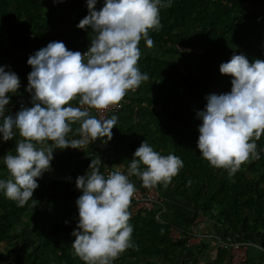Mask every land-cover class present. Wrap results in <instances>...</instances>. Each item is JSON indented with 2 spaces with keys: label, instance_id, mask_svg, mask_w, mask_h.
I'll use <instances>...</instances> for the list:
<instances>
[{
  "label": "trees",
  "instance_id": "16d2710c",
  "mask_svg": "<svg viewBox=\"0 0 264 264\" xmlns=\"http://www.w3.org/2000/svg\"><path fill=\"white\" fill-rule=\"evenodd\" d=\"M245 1L250 4L249 11L244 8ZM102 5L103 0H97L95 7L99 10ZM87 14L86 0H43L42 4L39 0H0V23L8 25L0 43V66L17 74L20 81L17 92L7 94L16 111L5 109L6 115L14 116L22 107L32 106L31 93L26 90L32 70L27 64L30 55L52 41H62L72 51H87L93 33L77 27ZM160 22L159 31H149L154 48L178 58L165 59L150 53L140 57L138 67L148 74L149 80L128 93L129 102L118 112L125 110L111 130L112 139L107 141L114 153L88 156L84 153H88L90 144L78 152L70 147L77 160L70 165L65 162L66 149L53 151L51 169L37 179L39 186L32 197L37 201L34 208L33 200L18 207L0 191V241H21L19 246L12 242L5 246V251L0 252V264H84L74 255L71 245L75 238L69 244L62 242L74 237L71 233L78 223L77 197L66 191L69 179L75 171L86 169L91 160L97 159L96 155L127 174L133 153L144 140L161 154L172 153L184 161L166 189L189 203L194 216L200 214L222 227L228 237L236 233L241 241L255 242L260 264H264V136L256 142L260 158L242 165L232 176L225 169L211 166L196 147L202 122L197 112L204 110L206 97L231 90L232 78L221 74L219 65L234 54H243L250 62L264 60V0H171L170 7L160 8ZM175 44L201 46L197 55L207 62L195 70V62L188 58L190 51L179 52ZM139 45L146 43L141 40ZM76 127L73 125V129ZM4 145L0 141V152ZM15 147L16 144L13 154ZM0 168L5 169L0 179H8L3 163ZM130 179L138 187L142 185L138 177ZM161 186L155 188L159 190ZM157 210L158 206L131 215L135 247L126 250L113 264L128 259L140 260L142 264H200L198 256L205 253L207 245H186L190 231L159 219ZM169 225L180 229L182 237L171 241ZM19 229L21 234L11 235ZM26 229L35 236L32 248L22 238ZM184 252L189 253L188 260H183ZM227 260L226 249L217 244L205 264H226Z\"/></svg>",
  "mask_w": 264,
  "mask_h": 264
},
{
  "label": "clouds",
  "instance_id": "9594fccd",
  "mask_svg": "<svg viewBox=\"0 0 264 264\" xmlns=\"http://www.w3.org/2000/svg\"><path fill=\"white\" fill-rule=\"evenodd\" d=\"M63 2V0H54ZM88 14L77 27L91 29L90 47L85 52L69 50L62 41H52L27 59L31 66L27 91L31 107H22L14 116L5 114L8 93L17 92V74L0 66V137L13 139L15 152L2 157L9 178L0 179L6 199L24 207L33 200L37 179L51 169L53 149L82 145L100 138L112 139L118 117L97 118L90 110L105 112L118 108L129 91L149 80L138 67L140 41L154 47L149 31L161 28L160 8L171 0H86ZM221 74L231 76V90L209 94L201 119L196 147L213 167L234 175L260 158L257 141L264 136V60L234 54L219 65ZM77 101L80 106H73ZM73 125H78L73 129ZM75 131L82 139L69 140ZM102 161L91 160L85 175L77 176L75 186L78 223L71 235L74 255L84 264H113L126 250L135 247L130 207L137 188L165 187L179 174L184 161L177 155L161 154L144 140L133 153L127 174L119 168L107 176L99 170ZM37 204L33 200L32 208Z\"/></svg>",
  "mask_w": 264,
  "mask_h": 264
},
{
  "label": "crops",
  "instance_id": "0c3cea01",
  "mask_svg": "<svg viewBox=\"0 0 264 264\" xmlns=\"http://www.w3.org/2000/svg\"><path fill=\"white\" fill-rule=\"evenodd\" d=\"M125 113V110L120 112L119 114H116V116L123 115ZM19 139V137H18ZM105 140L104 138H100L95 140L93 143H91L90 148L88 147V156L90 154H98L101 152H105L108 155H111L114 153L115 149L113 146L109 145L107 142L103 143L102 141ZM65 162L69 163L70 165H74L76 163V157L74 153H72L70 147L65 148ZM53 151H59V148H54ZM83 154V155H84ZM83 155L81 157H83ZM98 156H94V159H96ZM89 166L86 169L75 171L72 176L69 179L68 186L66 187V191L73 194L74 197H79L82 192L81 190L77 189L75 186V181L77 176L85 175L87 171H91L89 169ZM114 169H117L116 165H113ZM136 187H138L136 185ZM162 188H159L160 198L161 202L158 204V210L156 212V215L159 219L164 220L165 222H169L170 224H177L183 228H186V230L190 231V235L186 238L187 245L195 246L199 245L200 243L206 244L207 248L205 250L209 253L211 252L212 255L214 254V251L216 249V245H219V241L222 239H225L227 234L224 233V230L222 227L213 224V222L205 217L199 216L198 214L196 216L193 215V209L192 206L189 205V203L182 200L177 195L173 194L170 190L166 189L164 185L161 186ZM207 219L209 221V229L205 230H194V226L201 222L202 220ZM257 244L255 242L250 243L248 245L247 249V262L248 264H260V258H259V252ZM184 252L183 257L185 256Z\"/></svg>",
  "mask_w": 264,
  "mask_h": 264
},
{
  "label": "built area",
  "instance_id": "2783aa9c",
  "mask_svg": "<svg viewBox=\"0 0 264 264\" xmlns=\"http://www.w3.org/2000/svg\"><path fill=\"white\" fill-rule=\"evenodd\" d=\"M243 5L246 11L250 10V4L248 1L243 2ZM174 47L179 52L190 51L192 53L194 52L199 53L203 49L201 46H198V45H192V46L187 47L183 44H175ZM80 52L83 53L85 52V50H80ZM131 92L133 91H129L128 93H131ZM127 96L128 94L124 97L121 105L118 108H112L105 112H98L93 109V110H90L91 114L93 116H96L97 118H110L112 115L118 114V112L121 110L123 105L129 102V98ZM73 106H80V105L78 104L77 101H75L73 102ZM6 110L10 113H14L16 111L15 107L10 102L8 105H6ZM68 139L69 140L82 139V137L76 133L75 134L69 133ZM91 143L89 142L87 144L82 145L81 146L82 149L74 148V150L77 152L83 151ZM99 168L101 170V173L104 174L105 176H107V174L110 171L114 170L113 165L107 164L104 157H103L102 163L100 164ZM136 188H137V191H136L135 197L132 199V203L130 207L131 214H134L136 211H139V210L143 211V210L153 209L157 207L158 204H160L161 196H160L158 189H156L155 187L145 188L142 185ZM198 215L202 216L200 214ZM168 236L171 241H175L182 237V232L180 231V229H178L174 225H169L168 226ZM249 242L253 243V241H247V242L241 241L238 238V234L236 233L233 234L232 238L226 236L225 239L220 240L219 246L222 248H225L227 251L228 260L226 264H248L247 249H248ZM186 245H187V242H186ZM4 263L7 264L6 262ZM1 264H3V262Z\"/></svg>",
  "mask_w": 264,
  "mask_h": 264
},
{
  "label": "rangeland",
  "instance_id": "374dc122",
  "mask_svg": "<svg viewBox=\"0 0 264 264\" xmlns=\"http://www.w3.org/2000/svg\"><path fill=\"white\" fill-rule=\"evenodd\" d=\"M39 1H40L41 4L43 3V0H39ZM12 17H14V16L12 15ZM14 20L12 22H10L9 24L13 23ZM15 23H16V21H15ZM7 26L8 25L5 22L4 23L3 22L0 23V43H2L4 41V39H5V29H6ZM139 47H140V50H141V56L144 53H150L152 55L159 56V57H162V58H165V59L178 58L173 53H164V52H161L160 50H158V49H156L154 47L148 48L146 45H139ZM190 53H189V57L188 58H189V60L191 62H195V65H194V69L195 70L197 68H199L200 66H202L204 63L207 62L205 59L200 58L197 55L198 53H196V52H194V53L190 52ZM5 112H6V110H5ZM18 137H19L18 133L16 134V136H14L13 139H10L8 141H3L2 140V137H0V141L5 144L3 146V151L0 152V163H3L2 157L14 148ZM2 172L5 173V169L0 168V173H2ZM25 220L28 221L27 218H25ZM208 223H209V221L207 219H204L201 222L197 223L194 226L193 229L194 230H200V231L201 230H205V229L207 230V229H209ZM26 224H28V222ZM26 228H28V227H26ZM18 231H19V233H18ZM18 231L17 230L16 231H13L11 233V235H13V236L15 235L16 236L18 234H21L20 229ZM22 238H23V240H26V241L29 242V244H30L29 248L34 247V245L36 243L35 236L32 233L29 232V229H26V232H24V235H23ZM74 238L75 237L69 236L67 239L63 240L62 242H65V243H68L69 244L72 241V239H74ZM10 242H12L13 244L14 243H17L18 246L21 244V241H19L18 238H15L14 241L11 240V239L4 240V241H0V252H4L5 251V249H4L5 246L8 247L7 244L10 243ZM24 253H25V250L22 251V254H24ZM188 257H189V253H185V256L183 257V260H188ZM211 257H212V253L211 252L209 253L208 251H206L203 255L198 256L197 261L200 264H205ZM148 259H153V256H149ZM157 261L159 262V261H161V259L160 260L157 259ZM3 264H5V263L3 262ZM122 264H142V262L140 260L128 259V260H125Z\"/></svg>",
  "mask_w": 264,
  "mask_h": 264
}]
</instances>
